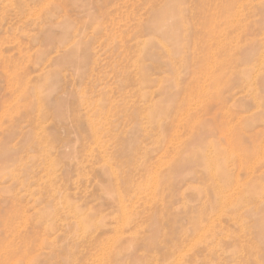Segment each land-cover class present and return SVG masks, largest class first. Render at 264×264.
<instances>
[{
	"label": "rangeland",
	"instance_id": "1",
	"mask_svg": "<svg viewBox=\"0 0 264 264\" xmlns=\"http://www.w3.org/2000/svg\"><path fill=\"white\" fill-rule=\"evenodd\" d=\"M0 264H264V0H0Z\"/></svg>",
	"mask_w": 264,
	"mask_h": 264
}]
</instances>
